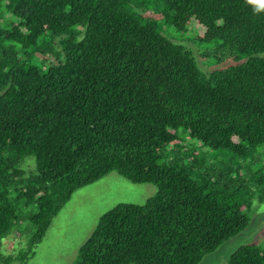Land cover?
Segmentation results:
<instances>
[{"label":"trees","instance_id":"trees-1","mask_svg":"<svg viewBox=\"0 0 264 264\" xmlns=\"http://www.w3.org/2000/svg\"><path fill=\"white\" fill-rule=\"evenodd\" d=\"M186 41L234 63L206 74ZM262 146L264 0H0V249L29 236L0 264H26L111 172L157 192L104 213L75 264H199L248 227ZM227 264H264V247Z\"/></svg>","mask_w":264,"mask_h":264},{"label":"rangeland","instance_id":"rangeland-1","mask_svg":"<svg viewBox=\"0 0 264 264\" xmlns=\"http://www.w3.org/2000/svg\"><path fill=\"white\" fill-rule=\"evenodd\" d=\"M157 20L162 29V34L173 42L182 43L183 39L191 40L194 38L193 31L179 34L174 28L165 25L163 19ZM190 28L196 29V24L193 23ZM185 44L193 50L198 67L206 74L234 63L231 59L215 63L212 59L202 57L203 53L196 51L199 49L204 50L203 45L200 46V44L196 43L195 49L190 41H186ZM189 143L190 145L192 144L191 142ZM258 151L263 157L260 161L262 162L261 166H263L264 146L259 148ZM219 154H222V152L211 151L206 156H203V159L206 161ZM26 161L27 164L35 166L34 158H28ZM224 164H230L235 168L238 166L243 171L246 166L248 167L247 163L240 159H234L230 162L225 161ZM252 178L253 175L251 176V181ZM251 184L252 182H249V185ZM249 191L253 193L254 200L248 212L250 219L248 227L237 236L223 243L214 252L206 255L199 264H227L231 254L243 245L264 247V186L256 184L254 186L252 184ZM156 192L157 188L153 184H135L117 172H111L96 182L78 189L52 220L42 241L35 248L33 257L26 264H75L78 260L79 249L90 237L104 213L119 204L143 205ZM260 197H262L263 202L259 201ZM17 235L18 231L12 230L3 240V245L0 249L2 255L16 254L24 248L29 236L22 234L20 238ZM13 238H15V241Z\"/></svg>","mask_w":264,"mask_h":264}]
</instances>
